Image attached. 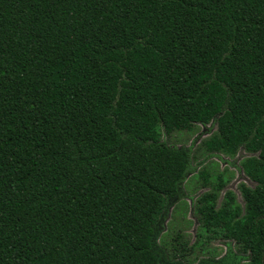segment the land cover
I'll return each mask as SVG.
<instances>
[{"label":"trees","instance_id":"trees-1","mask_svg":"<svg viewBox=\"0 0 264 264\" xmlns=\"http://www.w3.org/2000/svg\"><path fill=\"white\" fill-rule=\"evenodd\" d=\"M242 149L244 205L200 163L171 264L215 240L264 264V0H0V264H165L192 162Z\"/></svg>","mask_w":264,"mask_h":264},{"label":"rangeland","instance_id":"rangeland-1","mask_svg":"<svg viewBox=\"0 0 264 264\" xmlns=\"http://www.w3.org/2000/svg\"><path fill=\"white\" fill-rule=\"evenodd\" d=\"M196 130L197 131L194 133L177 132L173 135L169 143H171L172 145H176L179 148L182 146L189 148L191 149V153L193 154L194 151L197 150L198 145L201 143V141L212 135L217 130V123L216 121H214L209 125H200L199 128H197ZM195 154H197V152ZM245 156H247V152L245 151V149H242L240 153L233 158L228 157L226 155L201 157V154H199L200 158L192 162V171L188 174L186 180L182 184L180 196H178L173 201V203L168 206L158 227L159 232L155 246L157 250L165 254V259L163 260L164 262H166L165 264L178 262V260L174 259L169 260L170 257L166 254L167 251L164 249V246L160 242V240H166V238L168 237L167 231L169 230L171 221L173 220V214H175L176 210L175 208L180 202L185 203L186 216L182 215L181 213L178 214V224L176 225L175 230L177 232H181L185 240L193 242L196 239L198 221L194 215L195 202L199 194L207 189L200 188V190H198L197 192L195 191L194 193L193 189H195V179L190 181L186 187L185 185L188 179H190L194 174H197V172L201 168L200 163L204 162L205 164H207L211 162L212 166H216L215 163H217L219 165L220 170L224 171L226 176L230 178L228 185L221 192L219 203L222 201L225 192L230 190L236 194L238 202L244 205V200L241 196V192H239V187L242 183H245L247 185H253V182L246 176L241 166V161L244 159ZM208 247L210 250L215 249L214 252L216 253V256L212 257L208 254H199L194 264H199L205 259H211V262L222 261L224 264H248V261L244 259H234L230 256V251L233 257H235L237 253L234 242L231 244V247H229L226 241L215 240L211 243H208ZM227 256L230 257L226 258ZM182 262L185 263L186 261Z\"/></svg>","mask_w":264,"mask_h":264},{"label":"flooded vegetation","instance_id":"flooded-vegetation-1","mask_svg":"<svg viewBox=\"0 0 264 264\" xmlns=\"http://www.w3.org/2000/svg\"><path fill=\"white\" fill-rule=\"evenodd\" d=\"M228 257H230V256H227L226 258H228ZM223 260H224V259H223ZM218 262H222V261H218ZM204 263H205V264H212V263H210V262H203V261L200 262L199 264H204ZM213 263L217 264L216 262H213Z\"/></svg>","mask_w":264,"mask_h":264}]
</instances>
